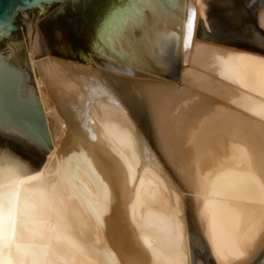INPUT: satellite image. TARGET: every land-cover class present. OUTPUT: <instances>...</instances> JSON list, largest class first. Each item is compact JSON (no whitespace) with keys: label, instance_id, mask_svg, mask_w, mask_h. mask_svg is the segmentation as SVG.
Masks as SVG:
<instances>
[{"label":"bare ground","instance_id":"bare-ground-1","mask_svg":"<svg viewBox=\"0 0 264 264\" xmlns=\"http://www.w3.org/2000/svg\"><path fill=\"white\" fill-rule=\"evenodd\" d=\"M226 1L124 0L95 29L88 63L53 56L30 25L29 77L52 147L34 162L6 131L23 124L0 122V264H264V55L227 40L210 14ZM251 3L264 31V0ZM118 47L157 75H123ZM173 47L180 83L166 77ZM3 60L20 95L28 72ZM206 76L233 99L202 86Z\"/></svg>","mask_w":264,"mask_h":264},{"label":"rangeland","instance_id":"rangeland-1","mask_svg":"<svg viewBox=\"0 0 264 264\" xmlns=\"http://www.w3.org/2000/svg\"><path fill=\"white\" fill-rule=\"evenodd\" d=\"M123 1L124 0H114V5L115 6L118 4L120 5L121 3H123ZM251 1L252 0H227L225 3H220L219 5L213 4L211 6V9H210V14L212 15V17L217 19V22L219 23V27L222 30L225 37H227L228 41L243 43V44L244 43L249 44V42H251L252 44H256V47L260 46L259 48L262 49L261 54L264 55V40L259 41L257 38L258 34H260V35L263 34V36H264V31L259 28V25L257 23V18H256V10H255L254 6L252 5ZM182 4L183 3L181 2V5ZM57 5L58 4H53V5L48 6V7L43 6V8L37 9V11L33 10L30 12H23L20 15V21H25L27 34L22 39H19L16 41L8 40V44L10 45L9 47L3 48V43H2L0 45V59L9 60L15 66H17L23 70L25 69V71L28 72L30 70V67H29V48H30L29 28H30V25H32L35 28L36 27L38 28L41 12L44 9H47V10L54 9ZM174 8L176 11L175 10H172V11H166L165 10V11L167 13H169L170 16L177 21L178 26H179L178 27V33H179V31L181 30L180 23L182 22V21H180L181 19L178 18L179 12L177 11V9H179V11H180L179 4L174 3ZM119 9L120 8L117 9V11H116L117 13H119L118 12ZM112 11L113 12H111V15L108 16V18H107L108 20H110L111 18L112 19L114 18L115 10H112ZM231 17L232 18H240L241 17L242 20H245V22L248 25L247 32H245V31L243 32L239 28L238 29L235 28L231 22L232 21ZM229 18H231V19H229ZM108 20H106V21H108ZM81 29L83 31H85L86 26H82ZM95 31L96 30L94 29V33H95ZM250 31H251V34H250ZM249 34H250V36H249ZM83 36H84L85 42H88V47L91 49L93 47L92 41H93V38L95 35L93 36L88 32H84ZM221 43L226 44L225 41H221ZM118 48H119L118 51L120 52V56H121L120 58H121L122 62H124V63H122V67L119 68V69H121L120 72L125 73L123 75H125L126 77H134L135 73L131 71L132 69L142 71V72L145 71V72H148L150 74L153 73L155 76L157 75L154 72L148 70L147 68H144L143 66H139L138 64L132 63L130 61V59H132V56H131L129 50L123 49L121 47H118ZM158 51H159V49H158ZM159 52H161V51H159ZM159 52L157 53V56L160 54ZM172 53H173L172 57H174V58H173L172 65L167 70L166 77L168 79L175 80V81L180 83L181 82V80H180L181 79V69L183 66L182 65L183 62L181 61V57L177 54L175 47H173ZM92 54L93 53H91V50H90V53H87V56L90 59L88 58L86 61H81V62H77V63H88L89 61L93 60V59H91ZM126 56H128V57H126ZM141 68H142V70H141ZM115 69H116V71H119L118 67H115ZM127 75H129V76H127ZM22 80L23 81L21 82V85H20V90H21L20 97L23 99L29 98V99L33 100V102L37 104V107L39 108V110H41V112L44 115L45 114L44 107L41 105L40 96L38 94L36 86H35V88H36L35 92H31V93L29 92L31 94L30 97H29L30 94L26 95L23 91V88L25 90L26 84L32 83L33 80L30 79L29 82H27L25 78L24 79L22 78ZM24 81H26L25 82L26 84L24 83ZM32 84H34V82ZM201 85L209 87L210 90H212L214 92H218L221 95H224L225 98H228V100H226V101L233 99V97H231V94H228L227 92L223 91L224 90L223 85L219 82V79L214 77V76H206V78L203 79V81H201ZM29 89H31V88H29ZM26 93H28V92H26ZM234 99H236V98H234ZM262 113L263 114H260V116H262L264 118V111ZM23 125H25L24 127L27 126L26 124H23ZM8 129L7 130L5 129V130L8 133H12L11 134L12 136H19L20 137V138L18 137V140L13 139V141L17 145H19L23 149V151L30 157V159L34 162H39L41 160V158H43V157L45 158L47 155V152L52 147V146H47L44 142H41L38 138H36L33 134H30L31 132H29L27 130H24V133H23L19 130H8Z\"/></svg>","mask_w":264,"mask_h":264},{"label":"water","instance_id":"water-1","mask_svg":"<svg viewBox=\"0 0 264 264\" xmlns=\"http://www.w3.org/2000/svg\"><path fill=\"white\" fill-rule=\"evenodd\" d=\"M67 1H71L72 3L80 2L79 6L83 8L84 13V21H82L81 27L86 26L84 32H88L93 36L94 29L100 30L104 26L106 19L103 20V17L107 16L108 11L115 9L114 0H0V40L10 36L14 31L19 29L16 22L17 16L21 11L39 8L44 4L62 3L58 12H63ZM35 10L37 11V9ZM20 23L23 26L20 32L6 38L3 42V48L10 46L8 40L16 41L22 39L27 34L25 21H20ZM59 36L60 39H65L64 35L60 34ZM68 43L70 52H74L77 48L82 47L81 43L74 44L72 40ZM84 47H88V42H85ZM92 50L96 51L95 44ZM84 55L83 57L87 60V53ZM1 60L0 69L2 70L4 60ZM4 70L12 73L13 79H11L12 77L10 78V75L6 83H3L0 79V122L8 123L13 127H18L17 124L19 123L26 124V127L20 124L19 126L31 132L30 134H33L47 146H51L49 140L44 135L43 114L39 108L36 111L32 106L26 107L21 104L23 102L20 101L18 75L15 70L9 72L6 67H4Z\"/></svg>","mask_w":264,"mask_h":264},{"label":"flooded vegetation","instance_id":"flooded-vegetation-1","mask_svg":"<svg viewBox=\"0 0 264 264\" xmlns=\"http://www.w3.org/2000/svg\"><path fill=\"white\" fill-rule=\"evenodd\" d=\"M79 3H80L79 1L76 3L67 1L63 12H58L62 3L44 4V7L46 6L48 7L53 4H58V5L54 9H50V10L44 9L41 12L40 21L38 24V30L40 31L43 37L44 43L46 45V51L48 50V52L52 54L53 56L64 58L67 60H72L75 62L86 61V59L83 57L85 56L84 54L90 53V50L92 53V49H93V47L91 49L89 47L88 48L84 47V44H85V40L83 36L84 31L81 29L82 21H84L83 19L84 13H83V8L79 6ZM40 8H43V7L21 11L19 15L17 16V22H16L19 29L14 31L10 36L5 37L3 40H0V44H2L6 38L12 37L18 34V32H20V30L23 27L20 23V15L23 12H30V11H33L35 9H40ZM106 18L107 16L103 17V20ZM60 34L62 36L64 35L65 39H60V36H59ZM68 40L74 41V44L81 43L82 47L77 48L74 52L72 51L70 52ZM25 72L27 73V71ZM29 74L30 72L28 71V77H26L27 82L31 79L30 78L31 75ZM29 84L32 85V83H27V85ZM34 88H35V85H34Z\"/></svg>","mask_w":264,"mask_h":264},{"label":"snow or ice","instance_id":"snow-or-ice-1","mask_svg":"<svg viewBox=\"0 0 264 264\" xmlns=\"http://www.w3.org/2000/svg\"><path fill=\"white\" fill-rule=\"evenodd\" d=\"M145 2H148V0H145ZM195 24V13L192 12L190 14L189 23H188V29L191 31L194 28Z\"/></svg>","mask_w":264,"mask_h":264}]
</instances>
